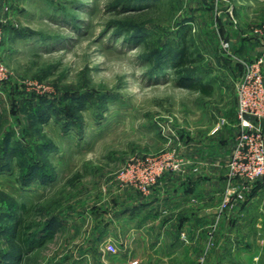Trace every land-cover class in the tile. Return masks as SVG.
Segmentation results:
<instances>
[{"label": "rangeland", "instance_id": "374dc122", "mask_svg": "<svg viewBox=\"0 0 264 264\" xmlns=\"http://www.w3.org/2000/svg\"><path fill=\"white\" fill-rule=\"evenodd\" d=\"M0 30V264H183L162 225L134 234L157 189L121 169L236 134L237 84L255 64L264 78V0H0ZM184 37L210 96L178 84ZM22 234L43 243L18 260Z\"/></svg>", "mask_w": 264, "mask_h": 264}, {"label": "crops", "instance_id": "0c3cea01", "mask_svg": "<svg viewBox=\"0 0 264 264\" xmlns=\"http://www.w3.org/2000/svg\"><path fill=\"white\" fill-rule=\"evenodd\" d=\"M226 133L228 139L220 135L215 141L201 140L195 146L190 142L182 147L181 154L190 163L181 171L167 174L165 184H156L153 189L157 191L152 189V194L138 199L133 207L135 217L152 218L146 225L141 222L134 234L144 229L159 230L162 225V230L153 234L154 239L158 244L168 239L170 257L177 252L174 243L179 240L183 264H264V180L253 185L245 200L221 209L226 164L236 136L232 131ZM162 213L168 214L165 221L160 220ZM177 222L182 228L175 236Z\"/></svg>", "mask_w": 264, "mask_h": 264}, {"label": "built area", "instance_id": "2783aa9c", "mask_svg": "<svg viewBox=\"0 0 264 264\" xmlns=\"http://www.w3.org/2000/svg\"><path fill=\"white\" fill-rule=\"evenodd\" d=\"M1 42L0 30V84L7 79V68L1 61ZM256 65L246 70L237 84L238 132L226 164L227 179L221 209L245 200L253 185L264 180V78ZM158 125L164 132L169 128L168 122ZM189 163L178 148L143 158L131 157L121 169L122 186H132L147 194L165 172L181 171Z\"/></svg>", "mask_w": 264, "mask_h": 264}, {"label": "trees", "instance_id": "16d2710c", "mask_svg": "<svg viewBox=\"0 0 264 264\" xmlns=\"http://www.w3.org/2000/svg\"><path fill=\"white\" fill-rule=\"evenodd\" d=\"M138 40H143V38H138ZM183 46L178 51L179 58L173 62L172 68L176 71L179 75L178 84L184 87H190L193 89L199 90L204 95L210 96L213 93V87L209 83H205L201 80L196 81L195 77H191L190 75L185 74L184 68L194 63L196 60L194 58V53L190 49L189 45L187 44V40L183 38ZM32 169V166H31ZM21 248L19 252V256L17 259L20 260L22 255L26 254L27 252L31 251L35 246H39L43 243L42 238L39 236L38 238H23V234L21 237Z\"/></svg>", "mask_w": 264, "mask_h": 264}]
</instances>
